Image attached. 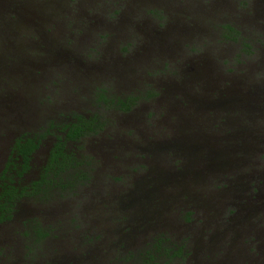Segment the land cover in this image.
<instances>
[{"label":"rangeland","instance_id":"obj_1","mask_svg":"<svg viewBox=\"0 0 264 264\" xmlns=\"http://www.w3.org/2000/svg\"><path fill=\"white\" fill-rule=\"evenodd\" d=\"M70 111L104 121L68 143L88 181L20 199L0 264H264V0H0V168Z\"/></svg>","mask_w":264,"mask_h":264},{"label":"trees","instance_id":"obj_2","mask_svg":"<svg viewBox=\"0 0 264 264\" xmlns=\"http://www.w3.org/2000/svg\"><path fill=\"white\" fill-rule=\"evenodd\" d=\"M222 27L235 36L239 34L229 23H223ZM241 42L247 45L245 41ZM104 92L102 89L98 92L101 100L107 101L108 104H113L121 110L129 109L130 96L108 97ZM67 117L68 120L60 124L58 132H51L48 129L24 131L11 138L7 154L0 168V221L11 217L16 203L22 198L31 197L36 200L48 201L56 195L73 191L88 181L89 170L83 169V161L79 159L73 148L68 146V143L96 133L101 129L104 121L96 113L84 115L80 112L70 111ZM47 134H51L53 138L37 172L29 179H24V175L30 168L32 153L37 149L42 137ZM87 164L85 163V165ZM32 222H34L31 225L33 236L36 240L42 239L47 231L38 220L35 219ZM162 249L163 253L172 256L179 253L180 247L178 246L176 249L164 247Z\"/></svg>","mask_w":264,"mask_h":264},{"label":"flooded vegetation","instance_id":"obj_3","mask_svg":"<svg viewBox=\"0 0 264 264\" xmlns=\"http://www.w3.org/2000/svg\"><path fill=\"white\" fill-rule=\"evenodd\" d=\"M64 122V121H63ZM53 138V137H52Z\"/></svg>","mask_w":264,"mask_h":264}]
</instances>
